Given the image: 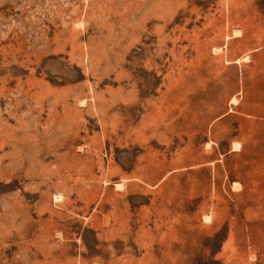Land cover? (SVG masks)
Masks as SVG:
<instances>
[{"label":"rangeland","instance_id":"rangeland-1","mask_svg":"<svg viewBox=\"0 0 264 264\" xmlns=\"http://www.w3.org/2000/svg\"><path fill=\"white\" fill-rule=\"evenodd\" d=\"M0 264H264V0H0Z\"/></svg>","mask_w":264,"mask_h":264}]
</instances>
